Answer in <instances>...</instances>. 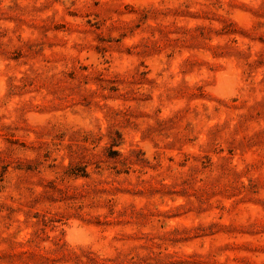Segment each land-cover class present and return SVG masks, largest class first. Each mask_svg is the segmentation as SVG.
<instances>
[{
    "label": "rangeland",
    "instance_id": "1",
    "mask_svg": "<svg viewBox=\"0 0 264 264\" xmlns=\"http://www.w3.org/2000/svg\"><path fill=\"white\" fill-rule=\"evenodd\" d=\"M0 264H264V0H0Z\"/></svg>",
    "mask_w": 264,
    "mask_h": 264
}]
</instances>
